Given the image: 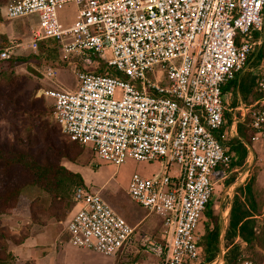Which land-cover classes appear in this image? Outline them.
<instances>
[{"label": "built area", "instance_id": "2783aa9c", "mask_svg": "<svg viewBox=\"0 0 264 264\" xmlns=\"http://www.w3.org/2000/svg\"><path fill=\"white\" fill-rule=\"evenodd\" d=\"M69 4L75 18L62 27L59 11ZM3 17L35 18L32 49L53 39L65 55L82 58L76 90L42 91L69 140L90 144L105 164L159 167L150 177L133 173L126 188L147 214L162 218L159 239L141 243L154 264H203L196 230L214 195L215 170L226 171L233 158L216 134H236L235 127L224 130L222 87L255 47L263 51L260 96L237 109L239 120H249L252 141L264 135V0H14ZM12 53L0 49V61ZM100 63L105 71L86 70ZM72 198L77 209L66 230L73 246L114 256L133 244L136 228L99 191L76 186Z\"/></svg>", "mask_w": 264, "mask_h": 264}, {"label": "rangeland", "instance_id": "374dc122", "mask_svg": "<svg viewBox=\"0 0 264 264\" xmlns=\"http://www.w3.org/2000/svg\"><path fill=\"white\" fill-rule=\"evenodd\" d=\"M11 1L14 0H2L0 5V49L11 47L13 53L8 60L17 58L19 62L15 67H6L7 65L3 60L0 62V70L3 68L7 81L13 82V85H6L4 81L0 83V96L2 97V99L0 97V144L18 147L20 145L16 144V138L20 137L26 143L25 147L28 151L38 153L42 160L46 159L47 156L49 161L58 162L63 168L79 174L83 184L89 186L92 190L99 191L100 195L113 209L116 210L117 207L122 205L130 206L133 203L124 195L125 193L122 190L124 185H127L128 179L133 173L150 177L160 170L159 167L156 164L136 162H126L118 167L105 164L95 157L90 149V144L87 146H71L70 156L73 161L60 156V152H62L60 147L71 144L62 132L61 126L54 119L51 101L42 95V91L52 88H62L68 91L76 90L78 83L75 71L81 70L84 63L80 56L65 55L60 44L57 43L39 42L36 48L32 49L29 44L31 41V27H35L36 20L34 17L5 20L3 7ZM75 13L76 9L72 4L66 5L59 11V20L62 27H68L65 24L70 26L74 21ZM258 55L260 54L257 52V47H255V53L250 56L245 68L239 72V78L246 77L248 86L252 89L255 87L253 77H257L261 70L262 58ZM101 68L102 70H100ZM86 70L103 72L106 67L103 68L102 63H100L99 65L86 67ZM49 72H51V75H48ZM108 72L113 74V72ZM149 78L154 81L152 76ZM230 90L232 94L228 97L224 96L227 121H230L232 117L234 119L240 118L241 111L237 108L251 102L250 95L242 94L234 87ZM37 106H40V114L34 117L29 116V113L37 110ZM232 108L233 110L227 111ZM36 120L41 121L40 125L36 123ZM246 120H239L235 124L236 134L237 126L244 124ZM41 123L43 124L41 125ZM35 124L38 128L42 126L50 129V134H35L36 138L31 139V142H29L27 131L30 129L35 130ZM261 134H264V126ZM252 143V150L248 153L241 168H238L236 172L233 171V168L226 171L220 170V174L215 178L212 203L218 201L222 196L227 180L237 179L238 185L240 179L244 181L250 174L256 177L254 194L258 198V205L263 204L264 135H259ZM26 183V175L18 169L10 170L7 177L0 175V187H11V184L12 186H22L18 200L11 203L12 208L8 210L0 209V259H7V264H29L36 256H40L51 247L58 245L62 241L63 223L69 215L68 213L61 221L50 218L45 211V208L49 205L48 195L36 187L25 186ZM73 186L79 185H70V188ZM70 188H68V198L72 202ZM133 206L135 205L133 204ZM30 208L35 213L33 217L30 216ZM138 210L140 209L138 208ZM262 214L264 215V209H262ZM146 220L150 223L146 228L138 226L136 230L138 231V237L157 241L161 219L153 214H147ZM207 223V220L201 219L196 230L198 236H201L204 232ZM33 236L40 240L39 245H37L38 249L27 250L25 245L23 250L20 251L19 245ZM137 246H141L140 243ZM236 247L237 245L232 243L229 252ZM244 248L237 250V253H239L238 264H245V261H247V264H264V257L253 258L254 260L246 259L250 257V254H246ZM256 254L264 255L263 252H256ZM146 257H148L146 258L148 264L154 262L153 257L151 259L149 255H146ZM123 259L129 264H134L138 256L131 254Z\"/></svg>", "mask_w": 264, "mask_h": 264}, {"label": "trees", "instance_id": "16d2710c", "mask_svg": "<svg viewBox=\"0 0 264 264\" xmlns=\"http://www.w3.org/2000/svg\"><path fill=\"white\" fill-rule=\"evenodd\" d=\"M1 4L2 0H0V5ZM46 41L59 44L57 40L53 39L41 42ZM258 53L260 54L258 56L263 58V51L261 49ZM249 60L250 57L248 58V61ZM3 62L6 63V67H15L19 62V59L14 58L12 60H3ZM102 67H105L104 63H102ZM100 70H102V68ZM108 71L113 72L114 75H117L120 78H124L123 75L112 68H109ZM239 74L240 73H238L232 81L226 83L222 87V93H224L225 90H230L234 87L236 90L238 89L240 93H245L248 96L250 95L251 102H249V104L253 103L260 96L257 91V77H253L255 87L252 89L248 86L247 78H239ZM7 80V76L4 74L2 68L0 70V83L4 81L6 85H13L12 81H9V83ZM39 109L40 106H37V110L29 113V116L34 117L39 115ZM40 122V120H36L37 124ZM37 124H35V130L30 129L27 131V139L29 142H31V139L36 138L35 134H50V129L42 126L41 128H38ZM42 124L43 123H41V125ZM237 134V137L229 142V150L234 154L230 163V168L242 167L248 155V150L245 145L250 147L253 145L252 136L254 132L249 126L248 119L244 124H239L237 126ZM66 138L69 140L67 136ZM69 142L71 145L65 144L60 147L62 151L60 152V156L69 161H73L70 156L71 146H77L80 144L71 140H69ZM16 144L20 146H6L0 144V175L7 177L12 169H18L24 173L27 180L25 186L36 187L46 193L49 197V205L45 208V211L49 214L50 218H54L56 221H61L74 207L73 198L72 202L68 198V188H70V185L85 186L81 176L63 168L58 162L49 161L47 156L46 159L42 160L38 153H31L25 147L26 143L20 137L16 138ZM217 169L222 170V167ZM232 179L233 178L230 180ZM255 182L256 177L249 174L244 182L235 190L227 227V238L229 240L233 241L235 237H239L246 243L244 252L250 254V257L246 259L264 257V255L256 254V252L264 253V215L262 214L264 202L263 204L258 205V198L254 194ZM21 187L22 186H12V184L11 187H0L2 189L0 192V209L8 210L12 208L11 203L18 200ZM73 188L74 186L70 188L71 197ZM210 207L211 203L209 202L206 205L202 216V218L207 220L208 223L204 228V232L199 236L203 264L210 263L214 260L218 252L219 244V218L217 215L212 214V211L209 209ZM29 213L32 217L35 215L32 208L29 209ZM237 250L238 248L236 247L228 252L225 258V264H238L239 253H237ZM6 255L9 257L8 254ZM0 264H7V259H0Z\"/></svg>", "mask_w": 264, "mask_h": 264}, {"label": "crops", "instance_id": "0c3cea01", "mask_svg": "<svg viewBox=\"0 0 264 264\" xmlns=\"http://www.w3.org/2000/svg\"><path fill=\"white\" fill-rule=\"evenodd\" d=\"M65 24V23H64ZM65 26H69V24H65ZM258 52V49H257ZM232 94L231 90H225L224 96H230ZM225 100V99H224ZM233 110H227L231 111ZM225 118H226V125L224 130H228L230 126L235 127V124L238 123V119H234V117L231 118L230 121H227L226 117V110L224 112ZM220 135H222V139H220L221 143L226 146L228 149H230L229 142L236 138L238 134H216V136L219 138ZM245 144V143H244ZM248 153L250 150H252V147L245 145ZM232 153V152H231ZM233 154V153H232ZM234 156V154H233ZM248 156V155H247ZM128 162H133V161H128ZM238 168L241 167H235L233 168V171L236 172ZM220 174V170L217 169L215 170L213 174V180L215 181L216 176ZM223 178V177H222ZM129 180V179H128ZM226 181V180H225ZM243 179L239 180V184L237 185V179L235 180H227L226 187L224 188V191L222 193V196L220 199L216 202L212 203V199L210 201L211 207L209 208L212 211L213 215H217L219 218V244H218V252L214 258V260H217V264H224L225 258L229 252L230 246H232V243L237 245V248H244L246 247V243L242 241L239 237H235L233 239V242L227 238V227H228V219H229V213H230V208L232 205V200L235 194V190L243 183ZM128 183V181H127ZM224 186V185H222ZM127 185H124L122 190L124 191V195H126L128 198L129 196L127 195L126 191ZM103 198V197H102ZM104 199V198H103ZM130 199V198H129ZM105 200V199H104ZM131 200V199H130ZM106 201V200H105ZM132 201V200H131ZM107 202V201H106ZM108 203V202H107ZM133 204L130 206H120L117 207V209H113L116 213H118L125 221L127 224L130 226H133L136 228L141 227V228H146L150 221L146 220L147 218V213L134 201H132ZM109 204V203H108ZM110 205V204H109ZM140 210H138V208ZM77 207H73L71 212L69 213L68 217L63 223V230H62V241L58 245H55L54 247H51L48 249L45 253H43L40 256H36L35 259H33L32 262L29 264H129L124 261L123 258H125L127 255H136L138 256V259L134 264H148V257L146 255H149L150 259L153 257L154 262L156 261L155 256L149 252H145L142 246H137L138 243H142V238L138 237V231L135 230L134 236H133V244H131L125 253L123 254H116L114 256H105L100 253L86 250V249H81L73 246L69 242V234L66 230V224L69 221V219L72 217L74 214L75 210ZM161 219L160 221V226L162 225V218L159 215L153 214ZM161 231V228H160ZM160 236V232H159ZM32 241V242H31ZM231 242V243H230ZM40 240H38L37 237H29L26 239V242L24 241L22 244L19 245V250H23V246H27V250H31L32 248H37V245H39ZM224 244V247H223ZM32 246V247H31ZM226 252V253H225ZM145 256V258H144ZM154 262L152 264H154ZM25 264V263H22Z\"/></svg>", "mask_w": 264, "mask_h": 264}]
</instances>
